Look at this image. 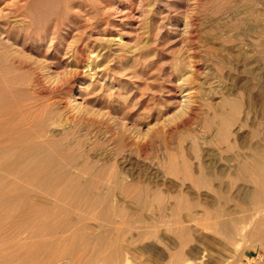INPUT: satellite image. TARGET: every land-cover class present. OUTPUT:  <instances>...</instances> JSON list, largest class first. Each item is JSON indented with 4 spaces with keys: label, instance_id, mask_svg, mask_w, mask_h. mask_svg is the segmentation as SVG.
Here are the masks:
<instances>
[{
    "label": "rangeland",
    "instance_id": "1",
    "mask_svg": "<svg viewBox=\"0 0 264 264\" xmlns=\"http://www.w3.org/2000/svg\"><path fill=\"white\" fill-rule=\"evenodd\" d=\"M46 6L48 43L21 54L30 65L4 96L44 108L49 135L73 149L74 174L100 182L91 193L103 202L91 207L89 190L55 220H0V264H264V0ZM67 220L102 235L47 231Z\"/></svg>",
    "mask_w": 264,
    "mask_h": 264
},
{
    "label": "bare ground",
    "instance_id": "2",
    "mask_svg": "<svg viewBox=\"0 0 264 264\" xmlns=\"http://www.w3.org/2000/svg\"><path fill=\"white\" fill-rule=\"evenodd\" d=\"M47 1L48 0H17L14 1V3L11 1L13 4H11V7L9 6L10 9L8 13H0V37L7 38L9 41H13L10 46L4 44V42H2L3 40H1L2 43H0V220L2 221L13 220L19 216L28 218L32 215L34 216V218H38L40 221L44 218H47L48 220H55L58 218L59 213L64 212L68 214L65 209L66 204L74 207L79 206L81 200L83 201L85 193H89V190L91 193V189L97 188L98 183H100L98 180H84V176L81 175V173H73V168L80 170V162H77V159L73 160V155L71 152L73 149L70 150L62 147L60 140H57L55 137H51L49 135V129L47 128V115L44 108L29 106L30 104L28 106H16L17 104L15 106H8V100L4 96L6 91L11 90V88L17 87L16 81L19 78L21 70H23L27 66L29 67L30 65V60H23L21 54L24 53V51H26L27 49L31 50L33 53H40L41 50H43L42 44L44 46V44L48 43L49 36L51 34L50 29H48L49 27L45 31H43V33H40L41 31L39 32V27L48 17V10L46 6ZM15 16L20 17V19L24 20L27 24H23L24 26L20 24L22 28L17 30V27H15L12 23L13 21L10 20L11 17ZM14 21L17 22V20ZM61 38L62 37L60 36V39ZM17 45L20 49L17 48L16 51L14 49H16L15 47ZM37 45L41 46L37 48ZM59 47L53 52V55L59 54ZM32 62L33 65H39L41 61L34 60ZM235 111L234 114H237V111ZM236 116L237 115H235V117ZM225 117H227V115ZM230 117L231 116H229V118ZM227 122L229 123L226 118V123ZM223 125V127L226 128L224 121ZM255 161L253 160V162ZM239 167L240 169H242L241 166ZM248 168L249 166L247 165V169ZM252 172L249 171L251 175L253 174ZM246 173L248 174V171ZM255 174H257V172H255ZM252 176L254 177V175ZM251 179L248 180H250V183H253L251 182ZM254 181H256V179ZM254 184L255 183H253V185ZM259 188H261V186ZM259 193H261L260 190ZM261 196L263 198L264 195ZM92 197V201L90 202L91 207L97 208L96 206L101 199V194L94 193ZM49 201H54V203H50ZM102 202L100 204H102ZM185 204V202H181L180 207L185 206ZM104 211L105 216L110 217V210L107 208ZM61 217L62 216L60 215V218ZM223 224L224 222H222V225ZM85 226L75 228V223L73 225L67 220V223L65 222L62 228H48L47 231L50 233L63 234L69 231H74V236L78 239L80 238L81 240H83L84 243V241L90 238L94 233L93 231L91 234L89 226ZM224 227H228L230 229L226 222L224 224ZM43 231L46 230L38 228L35 234L42 235L41 232ZM100 234L102 235V233H99L98 235L101 236ZM96 244L98 246H95L93 249H96V251L98 252L102 251L103 246L101 245L103 244V242L101 245H99L98 243ZM88 245L82 244L81 248L83 249L86 246L87 248L91 247V245ZM106 246H104L105 249H107L111 245H109L107 248Z\"/></svg>",
    "mask_w": 264,
    "mask_h": 264
},
{
    "label": "built area",
    "instance_id": "3",
    "mask_svg": "<svg viewBox=\"0 0 264 264\" xmlns=\"http://www.w3.org/2000/svg\"><path fill=\"white\" fill-rule=\"evenodd\" d=\"M257 259L261 262L264 263V251L261 254L257 255Z\"/></svg>",
    "mask_w": 264,
    "mask_h": 264
}]
</instances>
